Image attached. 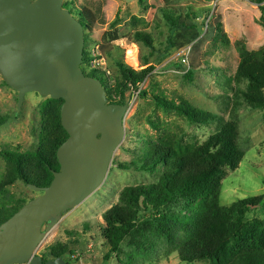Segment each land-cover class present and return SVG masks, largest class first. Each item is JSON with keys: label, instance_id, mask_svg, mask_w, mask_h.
I'll list each match as a JSON object with an SVG mask.
<instances>
[{"label": "rangeland", "instance_id": "obj_1", "mask_svg": "<svg viewBox=\"0 0 264 264\" xmlns=\"http://www.w3.org/2000/svg\"><path fill=\"white\" fill-rule=\"evenodd\" d=\"M100 1L104 2L107 24L85 31L88 38L85 51L92 56L93 67L101 68L103 72L105 68L111 71L115 81L109 82L111 88L119 79L118 58L136 71L150 67L154 70L138 91L126 93L127 103L131 105L125 120L126 136L105 182L84 203L64 214L49 231L38 253L41 255L48 247L61 243L73 250L67 258L69 264H188L180 260L178 249L197 206L163 208L167 212L172 210L177 219L162 230L147 231L146 237L141 233L129 237L121 254H110V248L101 236L103 214L119 202L125 188L158 184L161 175L160 172L149 173L134 168L123 170L117 163H131L142 148L159 139L183 147L201 146L225 121L234 118L238 121L246 156L239 169L228 171L223 177L220 205L232 206L246 198H264V108H254L243 99L242 92L248 90V84L236 78L242 50L257 53L264 49L259 6L251 0H164L160 6L155 4L158 0L131 3L124 0H65V4L82 13L83 8L92 10ZM165 8L178 15L201 14L196 20L201 34L192 44L168 51L171 31L164 17ZM152 9L155 12L151 16ZM134 17L141 22L134 24ZM140 33L151 38L153 48L139 41L137 35ZM184 58L187 59L186 68L189 69L190 64L195 68L193 81L186 78L187 70L182 66ZM82 66L87 73L91 72L92 65ZM145 91L148 96L140 95ZM158 95L177 104L188 101L221 119L210 125L191 123L176 110L160 107L154 99ZM47 99L30 93L19 111L18 92L0 75V119L7 118L0 126V152L4 149L26 152L39 145ZM10 169L9 161L0 156V186ZM3 189L17 199L28 201L41 195L20 181ZM151 214L153 212L146 216ZM246 219L264 223V205L252 209Z\"/></svg>", "mask_w": 264, "mask_h": 264}, {"label": "trees", "instance_id": "obj_2", "mask_svg": "<svg viewBox=\"0 0 264 264\" xmlns=\"http://www.w3.org/2000/svg\"><path fill=\"white\" fill-rule=\"evenodd\" d=\"M162 1L155 4L160 6ZM259 6L261 21L264 27V0H251ZM164 17L170 27L168 51L180 50L192 44L201 34L196 20L201 14L189 12L187 15L165 8ZM155 12L152 9L151 16ZM83 26L87 29H100L107 24L104 2L100 1L94 9L83 8ZM134 24L141 21L136 17ZM115 22L111 23L114 24ZM139 41L153 48V41L144 33L137 35ZM87 35L85 43H87ZM194 51H195V47ZM182 60L186 78L193 81L195 68H186ZM92 56L85 51L83 64L92 65L87 76L99 79L107 90L110 103L125 105L126 93L138 91L154 67L136 71L128 66L122 58L116 60L119 79L116 86H109V79L101 68L93 67ZM114 78V77H113ZM236 78L246 81L248 90L242 97L254 108H264V49L251 53L245 49L241 53V63ZM140 95L148 96L141 92ZM160 107L176 110L191 123L210 125L218 123L220 117L214 113L194 107L188 101L179 104L170 101L164 95L154 96ZM63 100L48 98L44 104L41 120L39 145L31 150H6L0 156L9 161L10 172L0 186V225L14 216L30 201L17 199L10 195L5 186L17 181L27 186L49 187L54 173L61 170L57 157L60 146L68 139L62 126L61 108ZM7 118L0 119V126ZM246 156L237 119L225 121L218 131L210 136L201 146L183 147L169 140L149 143L140 150L136 160L131 163H117L123 170L155 173L160 172L158 184L152 186L127 187L122 192L119 202L103 214L102 238L110 248V254L119 255L129 237L141 233L146 237L149 230H162L168 223L177 219L171 211H163L170 205H182L195 208L193 220L189 222L186 236L179 244V258L188 264H264V223L250 222L246 215L264 205L263 197L246 198L232 206H221L220 195L222 179L228 171L240 168ZM11 198V199H9ZM151 216H146L151 213ZM133 243H140L134 241ZM73 254L69 245L57 243L48 247L41 256L44 262L63 258L68 264V256Z\"/></svg>", "mask_w": 264, "mask_h": 264}, {"label": "water", "instance_id": "obj_3", "mask_svg": "<svg viewBox=\"0 0 264 264\" xmlns=\"http://www.w3.org/2000/svg\"><path fill=\"white\" fill-rule=\"evenodd\" d=\"M64 3L0 0V75L18 92L19 111L30 93L63 100L68 134L51 185H29L41 195L0 225V264H68L44 262L38 249L65 213L103 185L126 136L131 105L110 103L102 81L83 71L86 30Z\"/></svg>", "mask_w": 264, "mask_h": 264}, {"label": "flooded vegetation", "instance_id": "obj_4", "mask_svg": "<svg viewBox=\"0 0 264 264\" xmlns=\"http://www.w3.org/2000/svg\"><path fill=\"white\" fill-rule=\"evenodd\" d=\"M64 7H65V9L70 10L71 12L75 13L76 18L83 23L82 20H83L84 17L82 16V13H81L80 10H76L74 7H72V6L68 5V4L66 5L65 3H64ZM78 14L80 15V17H78Z\"/></svg>", "mask_w": 264, "mask_h": 264}, {"label": "built area", "instance_id": "obj_5", "mask_svg": "<svg viewBox=\"0 0 264 264\" xmlns=\"http://www.w3.org/2000/svg\"><path fill=\"white\" fill-rule=\"evenodd\" d=\"M184 62L187 64V59L184 60ZM104 71L106 73V77L109 78L110 83L113 84L115 81H114V79L112 77L111 71H108L106 68L104 69Z\"/></svg>", "mask_w": 264, "mask_h": 264}]
</instances>
